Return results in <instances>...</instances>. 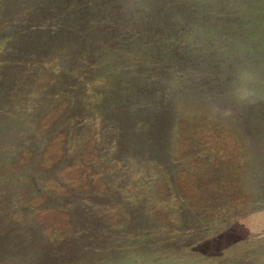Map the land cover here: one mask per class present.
<instances>
[{
	"label": "rangeland",
	"instance_id": "374dc122",
	"mask_svg": "<svg viewBox=\"0 0 264 264\" xmlns=\"http://www.w3.org/2000/svg\"><path fill=\"white\" fill-rule=\"evenodd\" d=\"M114 1L1 18L0 264H264V0Z\"/></svg>",
	"mask_w": 264,
	"mask_h": 264
},
{
	"label": "trees",
	"instance_id": "16d2710c",
	"mask_svg": "<svg viewBox=\"0 0 264 264\" xmlns=\"http://www.w3.org/2000/svg\"><path fill=\"white\" fill-rule=\"evenodd\" d=\"M105 1H107L108 3H109V1L108 0H105ZM0 2H1V5H0V7H1V9H0V14H1V17H0V21H1V18H2V16H5V17H10V16H12L13 18H16V21H18L19 19L16 17V16H13V14H11L10 12H9V6H10V3L12 2V0H0ZM113 2H115L114 0H111V2L109 3V4H112ZM100 3H102V0H78V4H79V6L78 7H82L83 8V10H80V11H78V12H82V11H84V10H88L89 9V12L91 13V8H97V7H100ZM81 4V5H80ZM103 4V3H102ZM114 4V3H113ZM97 11H98V14H99V16H102V17H104L105 18V23H107V21H108V18H107V15L106 14H104V12H100L99 10H98V8L96 9ZM2 14H5V15H2ZM10 16H9V15ZM76 14V13H75ZM75 14H73V15H70L69 17L71 18L72 16H74V21H72V22H68V27L70 26V25H72V23H75L76 25L77 24H79V21H78V19H79V16H75ZM76 15H81V13H77ZM48 18H50V17H48ZM10 21H7L6 23L8 24ZM102 22V21H101ZM15 23H18V22H15ZM14 23V24H15ZM105 23H103L102 25H97V26H94V27H92L93 28V30L92 31H94L93 33H96V32H98V31H103V30H105V27H104V24ZM75 25V26H76ZM75 26H73V29H74V27ZM67 27V29H69L70 30V28H68ZM101 28V29H100ZM76 29H78V28H76ZM76 29H74V30H76ZM65 31V30H64ZM64 31H62V32H64ZM77 31V30H76ZM111 33V32H110ZM109 33V34H110ZM116 33L117 32H114L113 34H114V37H115V39H119V36L118 35H116ZM31 35H33L32 34V32L31 31H29L28 33H27V36L29 37V36H31ZM62 35V34H61ZM112 35V34H111ZM111 35L108 37V38H110L111 37ZM105 36H108V33L105 35ZM104 36V37H105ZM90 37H92L93 38V36H92V33H90V35H86V36H84V37H81V40H85V39H87V41H86V43L87 44H89V43H92V41H93V39H92V41H91V39H88V38H90ZM99 39V38H98ZM226 39V38H225ZM16 40H19V39H17L16 38ZM107 40V39H106ZM105 40V38H103L102 39V43H103V41L105 42L106 41ZM121 40H122V38H121ZM75 41H76V43H78V41H80V40H78V39H75V38H73L72 39V41H71V45L73 44V43H75ZM97 42L98 41H94L93 43H96L97 44ZM85 43V44H86ZM47 46V45H46ZM210 52H211V50H209ZM233 51H235V50H232V52ZM244 51H245V53H246V50L244 49ZM209 58H211V57H209ZM6 67H7V64H6ZM4 70H5V67L3 68ZM16 72V71H15ZM14 72V73H15ZM50 86V85H49ZM51 88H53V87H51ZM50 88V90H49V92L50 91H56V90H53V89H51ZM81 90V89H80ZM81 91H83V90H81ZM44 95H40L38 98H44L43 97ZM92 105H94L93 103H92ZM94 107H95V105H94ZM97 109V108H96ZM109 109V110H108ZM104 110L106 111L105 113H102L103 115L100 117V122H99V124H98V128H97V130L98 129H101V128H103V129H108L109 127H111V126H113L112 124H113V122H112V119H113V117H112V114H113V112L115 111V112H117V110L115 109V107H114V104H112V106L110 105L109 107H106V108H104ZM4 111V110H3ZM103 111V110H102ZM2 112V111H1ZM4 113V114H3ZM71 113H73V111H71ZM74 114V113H73ZM1 115H3V118H5V117H7L8 118V115H9V113L8 112H6V114H5V112H2V114ZM72 115V114H71ZM71 115H67L68 117H67V119L68 120H70L71 119V122H70V124H68L66 127H67V130H68V133H67V139H69L68 141L69 142H67L66 140L65 141H63V143H62V146H61V149L63 150H65V149H68V147H71L72 145H79V146H81V132H80V134L78 133V131L81 129V124L80 123H82V121L81 122H74V118H72V117H69V116H71ZM21 126V125H20ZM96 134V133H95ZM102 134H104V133H102ZM95 136V135H94ZM24 138V137H23ZM71 140V141H70ZM93 140L95 141L94 143H96V146L98 147V149H99V151H102V152H100V156L101 157H103V162L104 163H106L107 162V159H108V162H111V160L113 159L114 161H118L119 160V158H118V150L117 149H119V150H123V149H126L125 147H123V149H121L120 148V146L117 144L116 145V147H115V145L112 143V146H111V148H113V150H114V152H113V154H109V155H105L104 154V152H103V149L102 148H105V149H107V147H110V146H108V143H106L105 145H103V144H100L99 142H98V140H96V139H94V137H93ZM80 141V142H79ZM74 151H75V149H74ZM125 151V150H124ZM129 151V150H128ZM117 152V153H116ZM116 154H117V156H116ZM132 154V153H131ZM102 155H104V156H102ZM133 155H135V154H133ZM111 158H110V157ZM114 157V158H113ZM162 158V157H161ZM124 159V158H123ZM160 159V158H159ZM163 159H165V157H163ZM161 162H164L162 159L160 160ZM110 164H113V162H111ZM19 227V226H18ZM13 230H15V233L16 234H19V236H21V233H22V230H27V229H25V228H22L21 229V231L20 232H16V229H13ZM17 242V241H16ZM18 243V242H17Z\"/></svg>",
	"mask_w": 264,
	"mask_h": 264
}]
</instances>
